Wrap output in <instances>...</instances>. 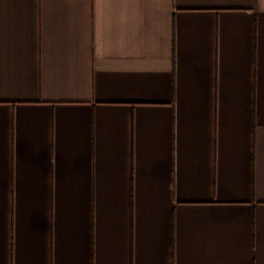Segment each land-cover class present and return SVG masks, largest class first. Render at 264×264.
<instances>
[{
    "label": "crops",
    "instance_id": "crops-1",
    "mask_svg": "<svg viewBox=\"0 0 264 264\" xmlns=\"http://www.w3.org/2000/svg\"><path fill=\"white\" fill-rule=\"evenodd\" d=\"M0 264H264V0H0Z\"/></svg>",
    "mask_w": 264,
    "mask_h": 264
}]
</instances>
